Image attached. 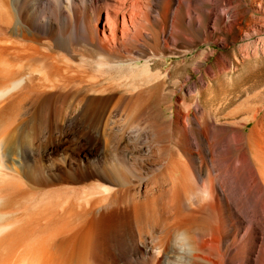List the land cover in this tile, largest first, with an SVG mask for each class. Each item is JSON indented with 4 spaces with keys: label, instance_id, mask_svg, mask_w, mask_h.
Segmentation results:
<instances>
[{
    "label": "bare ground",
    "instance_id": "bare-ground-1",
    "mask_svg": "<svg viewBox=\"0 0 264 264\" xmlns=\"http://www.w3.org/2000/svg\"><path fill=\"white\" fill-rule=\"evenodd\" d=\"M216 1L0 0V264H264V101L165 67Z\"/></svg>",
    "mask_w": 264,
    "mask_h": 264
},
{
    "label": "rangeland",
    "instance_id": "rangeland-1",
    "mask_svg": "<svg viewBox=\"0 0 264 264\" xmlns=\"http://www.w3.org/2000/svg\"><path fill=\"white\" fill-rule=\"evenodd\" d=\"M216 2L220 4L219 12L224 19L208 20L207 15L201 14L199 26H194L198 29L195 40L191 43L180 41L178 46L168 49L165 67L170 69L177 60L184 58L187 60V68L183 70V74L192 72L190 80L197 79L200 73L192 70L194 61L192 56L207 50L209 54L206 59L201 56H196V59L204 62L201 67L206 63L212 64L214 75L210 85L204 87L198 94L207 108L217 109L221 114L233 110L234 106L238 108L237 105L241 102L242 108L238 106L243 109L264 101V0H234L230 4L224 0ZM212 4L211 2L209 6ZM235 6L239 9L249 7L248 20L238 18L232 20L229 25L226 23L230 20L229 11ZM183 19L184 16L182 22L186 24ZM224 58L228 61L225 65L221 61ZM171 73L170 79L178 76H175L177 73L172 70ZM190 80L188 82H191ZM176 98L179 97L176 95Z\"/></svg>",
    "mask_w": 264,
    "mask_h": 264
}]
</instances>
